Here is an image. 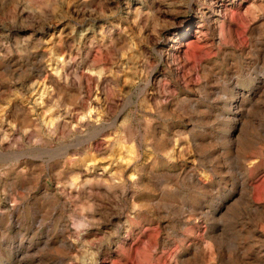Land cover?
<instances>
[{"label": "rangeland", "instance_id": "rangeland-1", "mask_svg": "<svg viewBox=\"0 0 264 264\" xmlns=\"http://www.w3.org/2000/svg\"><path fill=\"white\" fill-rule=\"evenodd\" d=\"M0 264H264V0H0Z\"/></svg>", "mask_w": 264, "mask_h": 264}]
</instances>
